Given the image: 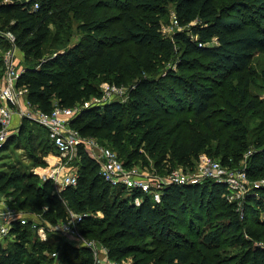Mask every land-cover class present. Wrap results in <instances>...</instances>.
Segmentation results:
<instances>
[{
  "label": "trees",
  "instance_id": "16d2710c",
  "mask_svg": "<svg viewBox=\"0 0 264 264\" xmlns=\"http://www.w3.org/2000/svg\"><path fill=\"white\" fill-rule=\"evenodd\" d=\"M172 9L180 30L166 37L162 20ZM58 13L62 16L56 18ZM71 19L79 21L78 41L57 38L59 47L46 51L50 23L61 26ZM0 28L15 35L24 56L16 87L27 90L28 101L45 113L55 104L78 108L71 127L125 154L126 160L118 156L127 168L147 152L172 167L193 169L218 142L224 144V165L244 161L251 179L264 178V139L258 137L249 150L243 121L244 112L256 109L251 101L245 105L249 77L234 83L264 52V0H0ZM104 83L126 88L127 99L94 102L102 98ZM36 125L38 148L46 156L56 154L48 132ZM24 131L23 125L20 135ZM74 161L78 183L60 194L51 181L20 170L0 177V192L13 187L19 205L50 224L65 220L68 210L82 215L81 233L103 245L116 262L130 257L129 264H264V220L258 216L264 213V186L239 202L224 197L225 182L173 183L165 186L159 203L135 191L141 199L136 206L129 189L102 178L83 145ZM186 213L193 220L207 219L206 227L195 235L174 229ZM214 213L220 225H211ZM226 232L238 235L235 254L224 247ZM13 233L15 241L0 248V264H95L89 249L58 235L42 242L29 225ZM187 234L197 238L191 242ZM146 237L160 238L162 251L142 244Z\"/></svg>",
  "mask_w": 264,
  "mask_h": 264
},
{
  "label": "rangeland",
  "instance_id": "374dc122",
  "mask_svg": "<svg viewBox=\"0 0 264 264\" xmlns=\"http://www.w3.org/2000/svg\"><path fill=\"white\" fill-rule=\"evenodd\" d=\"M173 15L174 11L172 9L170 10V15L162 20V32L166 37L173 36L175 31L180 30L172 22ZM61 16V13L55 15L56 18ZM78 22L79 21L76 19H71L68 24L63 23L61 26H58V22H51V36L48 43L46 44V51H52L53 49L59 47V45L55 41L57 38H67V36H70L71 44L77 42L81 37L80 32L77 29ZM67 25H70V29H68ZM6 55L9 57V60L11 59L13 61V66L16 70L25 69V60L22 52L16 46L14 47L13 45L8 44L7 41L2 40L0 42V60ZM2 67H5L3 74V76H5L6 65H0V70L2 69ZM250 67L251 72L249 74L244 73L238 75L235 78L234 83L241 85L249 77V86L247 89L248 96L245 105L247 106L249 101H251L250 103L256 104V109L244 112L243 121L244 126L249 132V150H252L253 146L256 144L258 137L264 139V52L258 53L254 57ZM161 71L163 72L164 70L162 69ZM2 78L0 79V84L1 81L3 82ZM19 92L21 94L20 108L25 110L27 106L26 102L28 100L27 92H25L23 88H19ZM126 96L127 89L124 88L122 93H112V95L106 96V98H111L110 100L125 101ZM34 111L35 110L32 109L30 113L34 115ZM36 124L37 123L32 118H25L18 115L14 117L12 126L9 130V135L0 144V177L9 175L13 170H20L26 175L33 174L37 176L39 181H41L42 174L53 167L54 164L58 161L57 159L51 158L50 155L46 156L44 152L41 151L40 148H38V146L36 145L37 138L35 135L40 133V130ZM23 125L25 127V131L23 135H20V131ZM18 137H20V139H18ZM12 139L13 143L10 142ZM94 142L98 145V147H107L115 151L123 160L127 159V156L125 154H120L119 151L108 142L98 140H95ZM128 149L129 151H133L134 147L131 148V146H128ZM210 150L211 154L207 155L212 161L221 164V167L226 174L225 178L239 177L240 173L247 172L244 161L236 163L231 159L230 166H226L222 163V155L226 154L223 143L213 142L210 146ZM98 153L99 151L96 147L87 148L88 155L95 156ZM141 153L143 155V158L135 159L136 163L133 169L139 175H141L142 178L146 179L151 184V188L153 189L156 188V183L159 181L168 183L170 174L173 171L180 173L184 177H189L190 180L193 179L196 181L195 183H191L188 186L203 185V183L207 181H212L208 178L200 179L201 175L199 170V160L196 161L193 169L183 166L172 167L170 163H166V161H163L161 158H151L149 157L147 152ZM249 153L250 152L245 153L246 157L249 155ZM74 160L72 162H69L67 165L75 167L76 161ZM66 172L69 171L66 170ZM240 181V187L238 189H231L230 191H227L224 197H228L231 200H238L239 202H241V200H245L249 193L254 189L264 186V178L253 180L250 178V176L246 175V177ZM17 195L18 194L13 187H8L4 191L0 192V200L3 204L2 208L10 206L26 212L29 215L34 214L32 212H29V209H24L19 205L21 202V198H19ZM258 216L260 217V219L264 220L263 212H258ZM184 217V219L179 220L180 222L173 226L176 227L174 229L181 232L182 234L189 231L190 233L195 235L197 229L201 231L206 227L205 225L207 223V219L205 220V222L193 220L189 217L188 213L184 214ZM209 219L211 225H220L222 222L221 217H217L215 213L209 215ZM182 220L186 223L185 226H182ZM245 223L249 224L250 219ZM187 236L191 242H194V240L197 238V236H192L191 238L190 234H187ZM237 236L238 235H235L233 232H226L224 234L223 243L227 254H235L239 251V248L236 244ZM62 240L65 242L64 239ZM8 241L5 243H8ZM140 241L142 244L148 246L151 250H154L157 253H160L164 248V243L160 242L161 240L158 237H146L145 239ZM58 245L60 244L58 243ZM261 245L264 247V242H262ZM98 246H100V244H98ZM187 247H190L191 250L197 249L191 245H188ZM98 253L99 255H104L101 251V248H99ZM126 261L131 262V258L129 257L128 259H126ZM189 264L195 263L191 262Z\"/></svg>",
  "mask_w": 264,
  "mask_h": 264
},
{
  "label": "built area",
  "instance_id": "2783aa9c",
  "mask_svg": "<svg viewBox=\"0 0 264 264\" xmlns=\"http://www.w3.org/2000/svg\"><path fill=\"white\" fill-rule=\"evenodd\" d=\"M39 6L35 4L34 9ZM172 22L178 26L176 16L173 15ZM0 36L15 47L16 37L7 30L0 28ZM11 58V57H10ZM6 65L5 76L3 82L0 84V144L9 135V130L12 126L14 117L16 115L32 118L39 126L48 132L49 139L55 146L57 153L56 159L58 160L53 167L48 169L42 174V181H51L55 187V191L60 194L68 186H76L78 183L77 167H71L67 164L72 162L77 157V150L79 145H83L85 150L87 148H97L99 153L95 156L89 155L97 161L100 166V174L102 178L114 187L123 186L130 190V195L134 196V203L139 206L141 199L137 197L134 192L139 191L145 195H150L152 199L159 203L161 201L162 192L168 184H181L190 185L196 181L189 177H184L180 173L173 171L170 174L168 183L159 181L156 183V188H151V184L134 169L127 168L124 163L119 159L118 154L107 147H98L94 142L95 139H86L80 136L79 132L71 127V121L78 114V108H64L55 104L50 113L40 111L34 107L28 100L26 108H20V92L16 87L17 79L20 77L23 69L16 70L13 66V61L6 55L4 57ZM124 88H119L114 85L104 83L102 85L103 96L101 99H95L94 102L101 103L111 101L106 96L112 93H122ZM25 90V89H24ZM27 92V90H25ZM127 99V96H126ZM125 99V100H126ZM88 105V103L86 104ZM34 109V115L30 113ZM91 145V146H90ZM199 170L200 179H211L214 181L225 182L228 186V191L231 189H238L241 181L246 177V173H240L239 177H227L225 171L222 169L221 164L212 161L207 154L199 156ZM68 170L69 172H66ZM225 178V179H224ZM136 196V197H135ZM230 199V198H229ZM231 200V199H230ZM0 200V248H5L8 243H13L16 235L13 233L14 228L17 226H31L40 241H47L51 234L58 235L65 240L66 243L74 247H86L89 249L94 257L95 264H129L126 260L116 262L108 257L107 249L95 240L87 239L79 227L83 216L69 211L65 220H60L55 224H50L43 220L41 215L27 214L14 207H3ZM85 216V215H84ZM9 240V241H8ZM8 243H5L7 242ZM104 255H99L98 250ZM52 257L56 258L57 253H53Z\"/></svg>",
  "mask_w": 264,
  "mask_h": 264
},
{
  "label": "crops",
  "instance_id": "0c3cea01",
  "mask_svg": "<svg viewBox=\"0 0 264 264\" xmlns=\"http://www.w3.org/2000/svg\"><path fill=\"white\" fill-rule=\"evenodd\" d=\"M3 79V78H2ZM50 157L53 158V159H56V155H51L50 154ZM56 162V161H55Z\"/></svg>",
  "mask_w": 264,
  "mask_h": 264
}]
</instances>
